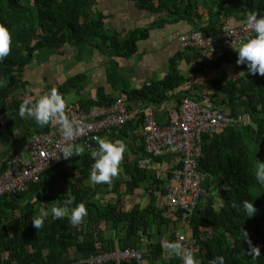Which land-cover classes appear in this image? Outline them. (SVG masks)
Here are the masks:
<instances>
[{
  "label": "trees",
  "instance_id": "16d2710c",
  "mask_svg": "<svg viewBox=\"0 0 264 264\" xmlns=\"http://www.w3.org/2000/svg\"><path fill=\"white\" fill-rule=\"evenodd\" d=\"M131 1L140 11L154 16L155 21L150 27L184 22L190 28L188 35L195 32L217 35L224 19H232L238 27L246 23V16L251 11L264 15V0ZM98 2L0 0V24L7 27L12 38L8 55L0 60V115L19 113L25 98H38L30 96L28 91L18 96L15 91L23 87V74L43 49L89 45L99 50L105 46L107 55L117 60L135 54L137 42L148 37L150 27L125 35H108L104 30L106 16L97 10ZM180 47L181 52L170 59L169 72L161 80L147 82L108 102L102 95L96 101L71 107L78 112H87L94 107L109 106L120 98L125 104L137 102L142 109L137 118L122 128L112 129L110 134H98L89 150L45 170L24 192L0 198V264H91L88 262L91 257L128 249L139 250L145 264H182L181 257L170 254L163 247L167 241L180 242L190 249L196 264H209L215 255L224 256L225 264H264V187L254 175L257 159L264 161V75H252L247 73L246 65H238L237 52L232 46L216 43L215 52L209 59L199 49L181 44ZM186 52H190L188 56ZM190 55L192 59L201 60L196 71L205 69L215 75L225 65L235 62L239 74H233L225 81L222 78L205 80L206 95L212 106L223 115L238 120L225 129L201 134L197 170L203 176L204 194L188 215L162 206V199L167 194L166 184L173 173L181 169V163L178 160L168 166L165 160L174 154L152 156L146 153L143 137L138 131L145 119L152 117L144 112L147 107L162 104L176 90L190 97L184 87L191 78L182 75L178 69L180 62L189 64ZM77 78L68 81L67 86L75 85ZM59 91L64 93L63 89ZM68 109H65L66 114ZM242 114L249 118V126H244ZM54 124L52 121L42 130L24 133L11 142L0 172L34 135L53 130ZM101 138L119 139L126 144L118 174L111 183H94L90 179L91 152L98 148ZM145 157L151 160L150 170L138 167V161L134 160L140 162ZM130 160L133 171H128L129 176L121 180L119 174L124 173V166ZM158 166L162 168L163 177L157 180ZM64 180L75 202L85 204L87 215L81 223L72 225L68 216L53 219L50 214L45 218L44 226L36 229L31 221L38 210L50 209L52 204L67 196L52 191L54 184ZM111 189L115 191L112 197L109 196ZM103 193L106 200L101 198ZM30 194L38 195L30 202V197L26 199ZM133 195L136 199L130 203ZM244 199L253 200L257 208L253 217H246L240 210ZM242 227L247 230L252 243L260 247L259 257L247 254L249 245L242 239ZM181 236L182 240L179 239Z\"/></svg>",
  "mask_w": 264,
  "mask_h": 264
},
{
  "label": "crops",
  "instance_id": "0c3cea01",
  "mask_svg": "<svg viewBox=\"0 0 264 264\" xmlns=\"http://www.w3.org/2000/svg\"><path fill=\"white\" fill-rule=\"evenodd\" d=\"M97 10L106 16L104 30L108 35H125L136 29H147L155 21L154 16L137 9L131 0H99ZM190 32V28L184 22L174 24H163L160 27H150L148 37L137 42V51L127 59L117 60L107 55L105 46L100 49L89 45L79 47L65 46L61 50L43 49L39 51L23 74V87L15 91L16 95H23L28 91L29 95L37 98L49 92L55 87L66 100V108L77 107L78 103L86 101H96L99 96L104 95L107 102L114 100L123 92L138 89L147 82L161 80L169 72V61L174 58L181 47L178 38ZM190 52H186L188 56ZM178 63V69L184 76L191 79L184 87L190 97L183 96L180 90L174 91L162 104L147 107L144 112L151 115L160 126H166L177 112L182 99L191 101L199 100V96H206L205 80L222 78L228 80L233 74L239 71L232 64H227L216 71L215 75L209 71H196V58ZM229 65V66H228ZM77 79L75 85H68V81ZM191 82V83H190ZM190 86V87H189ZM187 87H189L187 89ZM202 87V88H201ZM63 89V92L59 90ZM209 98V97H208ZM131 108L141 110V105L137 102L127 104ZM52 129L58 122L54 121ZM44 127L38 125L34 119L20 117L19 113H3L0 115V170L3 161L9 154L11 142L19 139L24 133H33L42 130ZM142 127L139 128V131ZM22 159L27 157V152L21 149ZM137 160L138 167L141 161ZM179 160L178 156L170 155L165 160L168 166L174 165ZM133 163L130 160L124 166V173L119 174L121 180L129 176L128 171L132 170ZM162 172V168L158 166ZM166 169V166L163 167ZM133 171V170H132ZM132 173V172H131ZM156 179V177H155ZM88 184V183H86ZM52 191L56 195H68L70 188L66 186V180L53 185ZM144 191V190H143ZM110 197L114 190H110ZM143 194V192H141ZM38 194H30L26 199L34 201ZM101 198L106 200V196L101 194ZM136 197H130V203H134ZM162 206L164 200L162 199Z\"/></svg>",
  "mask_w": 264,
  "mask_h": 264
},
{
  "label": "built area",
  "instance_id": "2783aa9c",
  "mask_svg": "<svg viewBox=\"0 0 264 264\" xmlns=\"http://www.w3.org/2000/svg\"><path fill=\"white\" fill-rule=\"evenodd\" d=\"M251 32L252 29L247 24L233 27L228 23L217 36H203L195 32L180 36L179 41L182 47L199 49L207 57L213 52L216 43L231 46L239 37ZM67 114L77 121L80 129L69 142L89 150L97 140L98 134H110L112 129L122 128L140 113L138 109L131 108L119 98L109 106L94 107L87 112L69 108ZM237 120L220 113L212 106L209 98L202 95L197 101L182 99L168 126H160L152 117L145 119L140 135L143 137L146 153L152 156L164 153L179 155V162L182 165L166 184L167 194L163 198L165 207L183 211L188 215L196 207L204 194L201 187L203 176L197 170V161L201 156V134L232 125ZM64 143L59 126L47 133L34 135L24 147L27 157L22 159L18 152L8 160L6 168L0 172V198L24 192L28 184L37 182L45 170L69 160L70 158L67 160L62 158L61 148ZM150 162L149 157L143 158L141 167L150 170ZM156 175L157 180L163 177L160 169ZM179 239L182 240L183 237ZM132 260L137 264H145L141 252L137 249L96 255L88 262L120 264Z\"/></svg>",
  "mask_w": 264,
  "mask_h": 264
},
{
  "label": "clouds",
  "instance_id": "9594fccd",
  "mask_svg": "<svg viewBox=\"0 0 264 264\" xmlns=\"http://www.w3.org/2000/svg\"><path fill=\"white\" fill-rule=\"evenodd\" d=\"M228 23L235 27L232 19H224L222 30ZM245 24L252 29L254 34L241 36L234 41V44L231 43L232 48L237 52L236 63L238 65H246L247 73H251L252 75L257 73L264 75V15H260L257 11H251L246 16ZM240 25L244 24H239L238 26ZM201 34L206 36L203 33ZM11 42L12 38L9 30L6 26L0 24V60H3L8 55ZM214 52L215 47L213 52L208 55L207 59H209ZM198 60H200V58L194 63L195 67L199 64ZM65 109V98L53 87L49 92L40 95L35 100L30 97L25 98L19 106V115L22 118L27 117L34 119L41 127L48 125L52 121L58 122L65 140L61 148L62 158L67 160L74 155L79 156L84 152V148L69 142L74 139L80 129L77 121L70 118L69 115L66 114ZM125 150L126 144L119 139H99L98 148L91 152L93 158L90 169L91 181L94 183H111L112 178L118 174L119 164ZM254 175L260 186L264 187V161L257 159V162L254 164ZM241 204L242 207L240 210L246 214V217H253L256 214L257 208L253 200L244 199ZM50 214L53 219L68 216L69 222L72 225H78L82 222L84 216L87 215V209L83 202L76 203L75 197L69 194L59 203L52 204L50 209L40 208L37 214L32 218L31 222L33 227L36 229L42 228L45 218ZM240 232L243 241H246L249 245L247 254L249 256L259 257L261 255L260 247L252 243L246 229L242 227ZM163 247H165L170 254L181 257L182 264H196L193 252L185 248L180 242L167 241L163 244ZM209 264H225V258L222 255H215L209 260Z\"/></svg>",
  "mask_w": 264,
  "mask_h": 264
},
{
  "label": "rangeland",
  "instance_id": "374dc122",
  "mask_svg": "<svg viewBox=\"0 0 264 264\" xmlns=\"http://www.w3.org/2000/svg\"><path fill=\"white\" fill-rule=\"evenodd\" d=\"M206 58H208V56H207ZM225 66H226V65H225ZM225 66H224V68H225ZM228 66H229V65H228ZM224 68H223V70H225ZM223 70H222V71H223ZM224 81H225V80H224ZM201 88H202V87H201ZM209 100H210V99H209ZM243 116H244V118H245V122H244V123H246L244 126H249V118H248L247 116H245V114H242V115L240 116V118H241V117L243 118ZM226 117H229V116H226ZM229 118H234V117H229ZM236 122H237V121H236ZM236 122H235V123H236ZM235 123H234V124H235ZM226 127H227V126L221 128V129H215L214 131H216V130H222V129H225Z\"/></svg>",
  "mask_w": 264,
  "mask_h": 264
}]
</instances>
